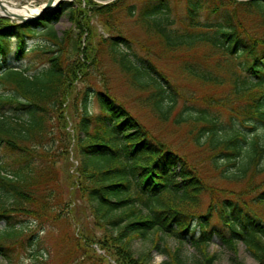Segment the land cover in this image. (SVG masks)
I'll list each match as a JSON object with an SVG mask.
<instances>
[{
	"label": "trees",
	"instance_id": "1",
	"mask_svg": "<svg viewBox=\"0 0 264 264\" xmlns=\"http://www.w3.org/2000/svg\"><path fill=\"white\" fill-rule=\"evenodd\" d=\"M122 1L100 5L85 0V5L105 17L109 28ZM142 3L136 22L156 37L163 51L195 53L202 48L222 59L241 60L238 69L245 76L230 71L228 95L196 98L140 57L127 38L121 45L114 36L95 40V35L86 48L105 46L130 85L144 94L157 120L188 125L196 148L208 154L207 166L194 164L158 140L109 91L87 87L81 96L74 95V83L88 72L80 61L63 66L65 38L53 28L48 34L58 52L47 66L28 75L26 69L7 64L11 55L16 62L22 60L28 41L62 14L19 25L0 18V223L5 224L0 229V257L8 258L32 237L31 227L21 226L20 217L49 224L58 220L65 204H73L67 214L80 205L83 218L78 222L84 229L75 247L87 252V246L100 243L119 264H150L153 250L164 257L161 264H188L182 255L186 241L198 251L199 264H214L217 254L208 250L214 236L231 251V264H243L237 255L239 242L256 264H264V179L254 181L255 176L264 178V0H185L179 27H174L169 0ZM133 8H127L129 17ZM74 13L68 17L71 22L75 18L77 30L89 29ZM208 15L214 18L201 20ZM85 59L95 62L96 57ZM181 68L205 86L225 85L209 66L183 60ZM182 99L192 102L179 106ZM73 107L77 115L70 131L67 115ZM64 141L65 152L76 161L68 160L66 166L67 203L57 181L56 154ZM208 172L237 191L210 184ZM93 229L103 231L100 241ZM166 237L178 245L169 247ZM137 240L149 242L147 252L133 251Z\"/></svg>",
	"mask_w": 264,
	"mask_h": 264
},
{
	"label": "rangeland",
	"instance_id": "2",
	"mask_svg": "<svg viewBox=\"0 0 264 264\" xmlns=\"http://www.w3.org/2000/svg\"><path fill=\"white\" fill-rule=\"evenodd\" d=\"M20 2L22 5H28L31 8L39 7L44 4L47 0H15ZM100 5L111 3L115 0H92ZM143 0H123L122 7L114 13L113 17L109 20L110 26L106 27L105 17L96 16L94 8L85 5V0H76L69 2L59 7L62 16L60 19L52 23L47 28L40 29L38 34L28 41L26 56L19 62H15L14 57L11 55L7 58V64L18 69H26L28 75H32L43 67L47 66L48 58L55 52H58L55 47L52 38L49 36V30L51 27L57 33L58 36H63L65 42L63 44V51L61 53V59L63 66L73 64L77 61L83 62L86 66L88 76H79L78 80L74 83V95L81 96L83 90L87 87L90 91H100L105 93L109 91L123 107L128 110L133 117H135L140 123L145 125L151 134L158 140L170 144L173 150H177L180 154H185L189 157L194 164H198L201 167H206L204 157H208L205 151H200L196 148L191 136L188 134L189 126L183 125L178 126L169 122H161L153 116L144 102L143 93L135 90L111 61L110 57L106 53L105 46L100 48H94L91 51L86 50L89 39L95 36V40L104 37L108 39L110 36L116 37L118 43L124 45L125 41L123 38H127L132 42V46L140 57L146 60H150L153 65L164 74L167 75L169 80L177 85L186 95L193 92L196 98L202 96L209 97L210 94L214 97H220L230 92V86L228 84L229 79H232L230 71H236L238 77H244V73L238 69L241 60L237 59H222L219 58L211 51L207 49L198 48L195 53L189 51H176L166 52L163 51L158 45L156 37L152 36L151 33L139 23L136 22V17L143 6ZM171 4V11L173 19L175 20L174 27H179L178 16L183 17L185 0H169ZM134 6L135 13L132 17L128 16L127 8ZM73 10L76 15V19H85V23H88L89 29L83 28V31L77 30L74 26V21L69 20V12ZM85 13H84V11ZM214 16L208 15L207 17L202 16L201 20H212ZM138 44V45H137ZM145 45V48H141ZM141 46V47H140ZM129 51V50H127ZM54 52V53H53ZM96 57L95 62L91 59L86 60L88 56ZM191 60L195 63H200L212 68V70L218 74L225 81L224 87L205 86L198 81L190 78L188 75L183 73L181 70L182 61ZM230 75V76H229ZM1 91V88H0ZM4 91V90H3ZM80 100V97H78ZM192 100H181V103L188 104ZM70 104L75 105V102L71 99ZM93 112L97 113L96 100L92 99ZM74 109V110H73ZM69 110L68 128L76 120L75 107ZM226 114L223 112V119ZM67 128V129H68ZM68 130L71 131L69 128ZM67 142L64 141L62 150L57 152V163L58 170V183L60 187V193L63 195L66 203L68 201V195L66 194L67 183L65 178L67 177L68 160L76 164L74 155H67L65 147ZM72 148V146H71ZM67 156V157H66ZM68 158V159H67ZM74 168L69 171L72 172ZM208 181L210 184L219 186L223 189L235 190V185H228L225 182H220L216 179H212L214 176L211 172H208ZM262 176H255L254 181L260 183L263 180ZM239 190L242 188L238 187ZM233 196V195H231ZM207 200V196H204ZM67 204L64 205V212L60 214V217L56 221H51L49 224H34L28 221V219L20 217L18 219L21 222V226H28L32 229V237L27 238L24 241V246L18 245L16 249L9 252L8 258L0 257V264H119L114 257H111L108 253L101 250V244H92L87 246V252L83 247H75L77 240L80 235L84 233V229L78 220L83 218L81 206L73 207L75 211L73 214L68 215L70 207L66 208ZM89 220H91L89 218ZM4 222L0 223V229L4 227ZM96 241H100L104 236V233L100 229H93ZM87 240V239H86ZM29 241V244H27ZM166 242L171 248H175L178 243L172 237H166ZM222 242L218 237H213L209 245V252L217 254V260L214 264H231L232 253L229 248L221 244ZM150 244L148 241H134L133 251L135 253L147 252ZM238 258L243 264H256L255 260L247 253L245 247L241 242L237 244ZM37 255L35 260L33 257ZM182 255L188 264H199V254L194 246L186 241L182 247ZM151 263L150 264H161L164 261L162 255L157 254L154 250L151 252Z\"/></svg>",
	"mask_w": 264,
	"mask_h": 264
},
{
	"label": "bare ground",
	"instance_id": "3",
	"mask_svg": "<svg viewBox=\"0 0 264 264\" xmlns=\"http://www.w3.org/2000/svg\"><path fill=\"white\" fill-rule=\"evenodd\" d=\"M60 1L72 3L76 0H47L44 2V4L37 8H31L28 5H22L20 2L16 1L0 0V10L3 9V11H0V14L7 16V19L11 20L10 22L16 24L28 19H32L35 14L43 11L45 8H54ZM16 8L19 10H16ZM57 10V13H61L60 9Z\"/></svg>",
	"mask_w": 264,
	"mask_h": 264
},
{
	"label": "water",
	"instance_id": "4",
	"mask_svg": "<svg viewBox=\"0 0 264 264\" xmlns=\"http://www.w3.org/2000/svg\"><path fill=\"white\" fill-rule=\"evenodd\" d=\"M62 3H63L62 1L58 2L57 5H56L54 8H51V7H49V8H45L43 11H41V12L35 14L34 17H33L32 19H28V20H25V21L44 20L45 17H50V16H52L53 14L57 13L58 10H56V9H57V7H58L59 5H61ZM16 10H19V9L16 8ZM0 11H3V9H1ZM0 17L8 18L7 16H5V15H1V14H0ZM9 20H10V19H9ZM10 21H11V20H10ZM25 21H23V22H25Z\"/></svg>",
	"mask_w": 264,
	"mask_h": 264
}]
</instances>
